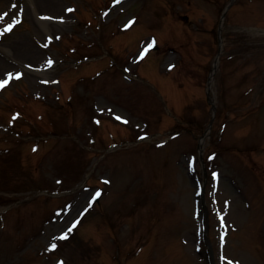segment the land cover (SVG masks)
<instances>
[{
    "label": "rangeland",
    "instance_id": "obj_1",
    "mask_svg": "<svg viewBox=\"0 0 264 264\" xmlns=\"http://www.w3.org/2000/svg\"><path fill=\"white\" fill-rule=\"evenodd\" d=\"M3 80L0 264H264V0H6Z\"/></svg>",
    "mask_w": 264,
    "mask_h": 264
},
{
    "label": "snow or ice",
    "instance_id": "obj_2",
    "mask_svg": "<svg viewBox=\"0 0 264 264\" xmlns=\"http://www.w3.org/2000/svg\"><path fill=\"white\" fill-rule=\"evenodd\" d=\"M68 11H74V9H68ZM61 19H63V17H61ZM131 23V22H130ZM9 30H10V28H9ZM149 47H151V45L149 46ZM49 63L51 64L52 63V61H49ZM8 76H9V78H11V76H12V73H9L8 74ZM9 82V80H3V81H0V87H3L5 84H7ZM119 119H124L123 117H118ZM97 195H99V193H97ZM65 235V237L67 236V233H65L64 234ZM57 245L56 244H52V248H55ZM225 259H227L226 257H225ZM61 264H63V262L61 261ZM234 264H239V262L238 261H236V262H234Z\"/></svg>",
    "mask_w": 264,
    "mask_h": 264
},
{
    "label": "water",
    "instance_id": "obj_3",
    "mask_svg": "<svg viewBox=\"0 0 264 264\" xmlns=\"http://www.w3.org/2000/svg\"><path fill=\"white\" fill-rule=\"evenodd\" d=\"M201 199H203V196L201 197ZM205 220H206L205 222H206V224H207V229H208V221H209V220H208V214L205 216Z\"/></svg>",
    "mask_w": 264,
    "mask_h": 264
},
{
    "label": "bare ground",
    "instance_id": "obj_4",
    "mask_svg": "<svg viewBox=\"0 0 264 264\" xmlns=\"http://www.w3.org/2000/svg\"><path fill=\"white\" fill-rule=\"evenodd\" d=\"M6 0H0V5L4 4Z\"/></svg>",
    "mask_w": 264,
    "mask_h": 264
}]
</instances>
